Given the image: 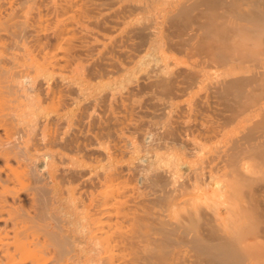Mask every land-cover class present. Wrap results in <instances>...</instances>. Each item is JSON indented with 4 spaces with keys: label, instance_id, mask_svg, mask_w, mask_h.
Returning <instances> with one entry per match:
<instances>
[{
    "label": "bare ground",
    "instance_id": "obj_1",
    "mask_svg": "<svg viewBox=\"0 0 264 264\" xmlns=\"http://www.w3.org/2000/svg\"><path fill=\"white\" fill-rule=\"evenodd\" d=\"M112 2L115 4L117 0ZM104 3L101 2V4ZM263 6L264 0H237L236 9L247 14L251 10ZM100 7L98 0H0V160L2 161L0 163V264H264V240L261 241L263 245L257 244L258 233L263 231L260 233V238H264V228H261L259 232L257 229L258 233L255 231L256 235L252 239L248 236L249 240H247L246 234H243L244 231H242L244 222L239 217V215L241 218L246 215L248 211H244L245 206L251 207L254 199L263 201L264 186H262L263 188L256 187L257 191L253 193L256 194V197L252 198L253 195L250 197L253 199L252 201L247 199L242 202L244 205L247 202H251V204L242 207L243 205L235 206L236 203H231L232 206H227L225 200L230 201L228 199L230 193L225 189L226 182L224 180L237 172L232 171L234 170L232 167L235 165L230 166L229 163L212 160L209 169L197 171L198 173L194 174L192 178L187 179L186 177L183 183L182 179H179L180 183L178 180L174 181V178L178 179L179 171L182 169L178 171L175 166L163 164L165 163L163 154H170L169 150L172 148L170 147L171 142H168L171 135L167 132L170 128L168 126H174L170 124L173 119H166L169 121L168 126L163 124L165 121L161 123L162 117L159 118L160 121L157 120L158 112L167 110L171 114L172 109L169 107L173 108L170 105L173 100L167 101L170 103L168 106L164 100L169 99L163 98L162 100V94L158 90L161 89V93L167 94L170 88H168L166 80L168 77L170 78L171 74L164 75V71L159 74L158 71L160 72L161 69L157 70L160 62H163L161 58L166 57L164 56L166 53H161L164 57L159 56V52L162 51L159 45L164 39L165 28H160L161 31L163 30L161 34L163 37L156 36L157 38L155 37L147 47V49L149 48L148 54H146V50L143 55H148L149 61L155 63L151 64L152 66L148 63L150 67L147 65V67L155 69L153 68L151 71L145 66V70H147H143V72L145 71V76H147L150 70L147 78L150 83L149 87L154 93L149 100L153 99L151 110L157 118L145 120L146 113L143 120L138 118L139 115L136 117V111L137 114L139 113L134 104L138 105L141 101L131 106L132 102H127L129 100L126 95H129L127 91L128 93H124L125 96L123 94L117 96H120L118 103L117 99L115 100L117 105L115 103V106L107 111L109 113L105 119L102 116V119H99L103 121L99 122L97 119L98 125L96 124L97 120L95 123L93 121L94 124L91 122L94 118L92 119L90 113L85 111L79 99L80 83L84 79V77L80 78L82 69L85 71L87 66L86 71H90L91 66L84 61L86 56L82 54L94 55L93 43L95 40L97 41L94 35L100 32L96 31V26L99 28L100 25H104L102 23L96 25L98 22L100 23L98 20H101L98 19V16L101 15L102 18V16L105 17V14L106 16L115 14L114 12L108 14L111 8L108 12V8H104L106 13ZM119 8L117 9L119 10ZM99 10L104 11V15ZM96 12L101 14L97 16ZM115 16L118 17L117 14ZM113 22L115 23V21ZM110 25L109 29L113 26ZM115 25L113 28L116 29ZM239 25H233L234 30L230 27L233 34L230 33V28L228 30L232 37L238 36L237 44V41L233 40L235 38H230V34L226 35V37L229 35L228 39L233 40L237 45L236 48L239 45V49L235 48V44L232 45L233 42H229L230 46L227 45L228 40L224 35L226 44L223 46L225 48L234 46V51L243 50L242 52L238 51L236 58L238 59L240 53L243 56H240L239 61L236 62L237 59L233 56L235 54L232 53L233 48L231 47V51L228 47L224 49L225 56L229 51L228 55L233 57L234 63H237V68H235L236 66L232 64L233 60L227 58L231 59L230 63L233 66L231 67L233 69L230 68V70L231 64L228 61L230 64L228 69L230 73L235 74L233 76H237L234 71L237 72L240 66L244 70L243 77L248 79L260 75L261 79H259L264 82V39L260 36L258 28L248 25L246 28V25L243 26L244 24ZM116 31H112L111 35L115 33L118 37L121 31L119 30L118 34ZM199 32L198 34L201 35ZM103 34L108 36L107 33ZM103 34L100 39L98 37L97 42L100 45L97 42L95 45L102 46L103 44L106 48L111 47V52L113 49H117L118 47L114 45L118 44L119 37L116 39L113 35L115 38L113 39L116 41L113 42L116 44L110 42L112 41L111 36L110 38L105 37L109 39L104 41L113 43L112 46L102 42ZM123 36L126 38L129 36L130 40V34ZM158 37H161L162 41L159 42ZM197 37L199 36L197 35ZM218 38L219 41L220 37ZM119 39L118 41H120ZM122 39L121 41L126 43V39ZM123 42L122 44H124ZM127 42L130 43L128 39ZM125 45L126 47L130 46V44ZM102 47H98L100 53L103 51ZM158 47L159 52L157 51ZM98 48L96 45L95 51ZM107 50L109 49L104 48L105 52H103L106 53ZM166 50L165 52H167ZM248 50L249 53L251 52L250 54H256L253 57L249 54L250 60H247L249 58L245 55ZM91 51L93 55H91ZM121 53L122 56L129 55L126 51L124 54L122 49ZM107 54L109 53L104 55L108 56ZM244 57L247 58L244 59L245 62L243 61ZM170 58L172 59V57ZM255 58L256 60L260 58L258 60L260 66L254 68L255 70L247 68L255 66L253 64L257 62ZM87 59L86 61L89 63L91 57L88 59L89 61ZM147 59L144 60V64L149 62ZM251 59L252 62H256L250 64ZM94 60L97 59H93L91 64ZM98 60H100L99 57ZM108 60H110V56ZM82 61H84L83 65L86 63L85 68L83 66L80 69ZM135 61L137 62V60ZM141 62L137 63L141 65ZM222 62H219L220 65L216 63L219 65H216L218 70L217 68L212 69L215 66V64L212 66V63L204 66L214 71L223 69L224 71H221L225 73L227 60ZM246 62L250 65L248 63L247 65ZM164 63L160 66H163ZM136 66L134 67H139ZM166 66L168 67L167 64ZM257 66L256 64L255 67ZM127 67H125L126 70ZM245 67L247 71L250 69L247 74ZM172 68L173 64L170 69L172 70ZM92 71L94 70L92 69ZM129 71H124L128 72L127 76L131 74ZM229 71L226 72L229 73ZM126 73L123 74L126 75ZM87 74L89 73L87 72ZM89 75L86 76L90 78ZM100 75L103 76V74H99V77ZM164 76L167 78L165 79ZM225 76L224 80H229L231 75ZM233 76L231 77L233 78ZM239 76L238 78L234 77L236 84L239 78H243L242 74ZM124 79L123 81L127 82V79ZM236 80L238 81L236 82ZM162 81L165 82L168 90H165V86L164 89ZM239 82L242 84L244 81L241 83L240 80ZM119 83L117 86L120 88ZM81 84L86 85L84 80ZM237 85L242 87V85ZM244 86L250 89L248 88L249 84ZM122 89L124 90V88ZM82 90L84 89L82 88ZM155 90L160 94V97L158 93L155 94ZM203 95L197 102L186 103L187 106L184 107L186 112L183 113L185 117L179 113L177 116L179 120H177L178 118L175 116L176 128L179 130L177 132L181 134L179 137L183 142L191 141V133L194 132L195 135L197 131L203 141H199L196 139L197 137L193 136L196 140L193 139L192 143H199L198 145L220 137L221 133L215 129L213 124L215 119L214 115L212 116L217 111L213 110L216 108L217 100H212L213 96L209 93ZM121 96L123 99L126 96L127 98L120 101ZM114 97L116 98V95ZM126 99L128 100L126 101ZM219 104L217 103V105ZM110 105L112 104L110 103ZM104 110L106 112L107 107ZM104 110H101L102 114L105 113ZM261 111H264V107ZM262 112L258 113L262 114ZM87 114L89 115L86 116ZM171 115L173 116V113ZM88 117L90 121L87 120ZM174 120L171 122H175ZM255 128H259L256 123L253 129L255 130ZM127 131L131 133L129 132V134ZM132 131L134 132L132 133ZM127 133L136 135L132 138L128 137ZM197 140L198 142H196ZM204 140L206 141L204 142ZM192 143L190 142V144ZM166 146H168L167 149H165ZM161 149H164L163 153ZM165 154L164 156H166ZM169 157L167 158L169 159ZM181 174L180 177L184 178L185 175ZM259 185L261 186V184ZM258 187L262 189L258 190ZM188 189L190 191H187ZM260 191L263 195L260 194ZM257 193L263 197L260 195L258 197ZM238 206L244 209L240 210ZM261 211L264 217L263 209ZM246 220L250 221L249 218ZM215 226L219 228H217L218 230L214 228L215 232L222 230L216 234L220 233L222 237L225 235L223 238L227 237L226 239L217 238L214 231L209 233L208 228ZM210 234L214 237L212 235L211 237ZM256 246L257 252H255Z\"/></svg>",
    "mask_w": 264,
    "mask_h": 264
},
{
    "label": "rangeland",
    "instance_id": "obj_2",
    "mask_svg": "<svg viewBox=\"0 0 264 264\" xmlns=\"http://www.w3.org/2000/svg\"><path fill=\"white\" fill-rule=\"evenodd\" d=\"M103 1L106 3L107 7L105 6V3ZM103 1L98 0V2H100V6H101L100 8H103V10L105 12H106L107 8H108L107 12H108L109 8H111V11L109 10L108 14H110L111 12H114L115 14L114 15L110 14V16L107 15L108 17L105 14V17L107 19L110 18L107 20L103 16H102V18L100 17L101 15H99V14H101V13H97L98 11L96 12L97 16L99 15L98 19H101V20H98V21H100V23L98 22L96 25H99L101 23L104 25L103 26L100 25L99 28L96 26L97 30L95 28L94 29L96 31L107 33L108 36H105V34H103V33L97 32V34L99 36L97 34H95L94 37L98 41V37L100 39V36H102L101 34H103L104 37H103L102 42H106L110 38V36L112 39V41H110V42H113L115 38L117 39L119 37L122 39L124 37L123 39L124 40L126 39V43H125V41L123 42V41H121V39L118 38L120 40V41H118V39H117L119 46H117L118 44L114 45V46L118 47L119 49L121 48L123 53L126 51L127 55L129 54L130 56L128 55L129 58H128V56H125V55H124L125 57L122 56L123 54L121 53V49L119 50L118 48L117 49L115 48L116 50L113 49V51L111 52V50H110L111 47L109 48L106 45L108 47V48H106L105 45H103V44H102L103 47L99 46L100 43H98L96 40H95V43L97 42L99 44V45L96 44L97 48L102 47L101 50H103V51H104V48L109 49L106 51V53L107 52L109 53V54H107L108 56L104 55V54H106V53H104L105 51L104 52L101 51V53H100V51H98V50H100V48H98L97 51H95V49H96L95 43H93V45L95 47V49L93 48L94 49L93 50L94 55H93V52L91 51V53H92L91 55H93V56H88L89 54L88 55L82 54L83 56H86L84 61L88 65L89 64L91 65V66L89 65L91 72L88 70L86 71V69H88L87 66L85 69L86 73H85V71H83L84 69H82V68H83V66L85 68L86 63L83 65L84 61H82V65H80V66H82L80 68V69H82V72H81L82 76L80 78L84 77V79H82V81L80 78L79 79H80L81 83H83V80H84L86 85L84 86V84L80 83L81 88H80V93H79V99H80L81 105H83V108H85V111L87 110V113H90L91 118L92 119L94 118L91 122L93 123V121H94V123H95L97 119L98 120L102 119V118L105 119V117L108 116L107 113H109L107 111H109L112 106H115V103L119 100L118 98H120V96L119 97H117V96L120 94H123V96H125L124 93H128V92H129V95L128 94H126V95L128 96L129 100L126 99V101L127 100H128L127 102L131 101L132 103L129 102L130 104H132L131 106H133L134 103L137 102V104H138V101H141V102H139L138 105L134 104L137 107L136 110H138V113H139V114H137V111L134 109L136 111V113H135L136 117H138V115H139L140 117H138V118H140V120L141 119L143 120L145 113H146V115H145L146 118H144L145 120L150 119V118L153 119V117L154 118L156 117L155 116L156 114L153 115L152 110H151L152 109L151 103H152L153 99L149 100L150 98H152L154 91H152L150 89L151 88V87H149L150 83H149L148 78H147L150 70L152 71L154 68V67H151L152 69L149 68L150 66H152L151 64H153V63H151V62H153V61H149L150 58H148L149 57L148 55H146V56H143V55H145L146 50H147L146 54H148L149 48L147 49V47H149V45L152 43V41L155 39L156 36L160 35L163 37V35H164V37H163L164 39H162L161 37H158L159 42L162 39L163 41L162 40L161 41L164 43L161 42L160 45L158 43V45L161 46L162 51H161V49H160L161 52L158 51L159 47H158L157 51L159 52L160 57L162 56V54L166 53V55H164V56H166V57L170 56V57H172V59L170 57L161 58L162 59L161 61H163V62H160L161 63L160 65H162V63H164V61H165V63L168 65V67L164 63L163 66L165 65V67L159 65V67H157V70H158V68H160L161 71L160 72L158 71L159 74H162L161 72L164 71L163 72L164 75H166V74L170 75L171 74L172 77L170 75V78H171V80H170L169 77L167 78L164 76L165 79L167 78L166 81L168 83L171 82L170 84H168L166 82L167 86L169 85L168 88L170 87L169 90L166 87L165 82H163L164 80L162 81V86L163 87L165 86L166 89H165V87H164V89L168 90L167 94L161 93V91H162L161 89H158V90H160L159 92H160V94H162L161 95L162 100H163V98L169 99V100H164L166 102L173 100V102L172 101L170 102L171 104L169 102L166 103V104L169 103L173 107V108L169 107V109H172L173 116L171 115L172 113L169 114V112L164 109L166 112L165 111L161 112L162 110L160 112H158L159 116H158V118L156 117L157 120L160 117H162L161 120L163 119V121H161V123H163L165 121L163 124L168 126L169 121H167L166 119H173L174 120V118H175V120H174L175 122H171L173 120L170 121V124H173L174 125L173 127L175 129L176 124H177L176 121L179 120V117H177V116L179 115V113L183 115V113L186 112V110L184 111V107H186L188 103L197 102L198 99L200 100L203 94H204L203 96H205V93H209L211 96H213L212 100H214V99H215V101L217 100V102H215L216 108L213 110H217L219 112L213 111L215 113H213L212 116L214 115L213 117L215 119V121H213V124L215 125V129L216 130L218 129L219 133H221V134H220V137L218 136V138H217L218 141H217V139L213 138L214 140L210 139V140H213V141H211L212 143L210 141L207 143V142H205L206 140H204L205 144L202 143V144L198 145L199 143H192L193 139L194 140L199 139V141L202 140V139H200L201 138L200 135L198 136V134H199L198 131H197V133L195 131L197 136H196V134L194 135L193 134L194 132L192 131L193 132V133H191L192 139H191V137H188L189 139H191V141L190 140L187 141V139L185 138V141H187V143H186V142H183L182 139H180L181 134L179 132H177V131H179V130H177V128L175 129L176 130L175 131L173 129L172 125L168 126L170 128L168 129V127H167L166 130L168 129L167 132L171 133L170 137H173V138H170V137L168 138V140H169L168 142H171V144H172V145L171 144H169V145H171L170 147H172V148L170 150L168 149L171 152L170 154L167 153V155H166L164 153L166 156H164V154H163V162L165 161V163H163V164H167L168 166H171V167L175 166V169L177 170V168H178V171H179V169H182V171L181 170L179 171V175L182 176L181 173H183V175H185L184 178H182L180 176L178 177V179H176L177 177L174 178L175 179L174 181H176V180L180 181L179 179H182L181 180L182 183L185 181L186 177H187V179L192 178L194 174L201 172L204 169H209V166L211 164L210 162L212 160L222 161L223 163H226V164L229 163L230 166L235 165L232 167L234 169L232 171H234V172L237 171L234 174L235 176L230 175L227 177V179H225L226 181L224 180V182H226L225 189L230 193L229 198L227 197L230 201H228L226 199L225 203L227 204V206H232L231 203L232 204L236 203L235 206L238 204L241 206L243 205L242 207H244L247 204H251V202L246 201L247 203H245V205H244L242 202L247 200V199L252 201L253 200L252 198L256 197V194H253L254 192L257 191L256 187L257 186H259V187L264 186V124H263L264 120L262 121V119H264L263 118L264 117V113H263L264 111L263 112L261 111L262 107H264V82H262L263 80L262 81L260 80L261 79L260 75H259V77L248 78V79L243 77L245 75V74H243L244 70L239 65H238L239 66L238 71L241 69L242 70V71L240 70L241 73H239L240 71L236 72V71L232 70L237 74V76H233L235 74L233 72L230 73L229 69L231 67H233L234 65L236 66L237 63H234L235 60L232 59L233 57L228 55L229 51L227 52L228 53L227 56H225L226 52L224 49H226L227 47L229 48L230 43L233 42V40L237 41L238 36L234 34L236 37L235 36L232 37V35L230 34V33H232V34L234 33L231 30L233 29L232 27H234L237 24L238 25L244 24L243 26L245 27V25H246V28L248 26H254V27L258 28L260 30V33H259L260 36L264 39V6L260 7L259 9H253L250 12H248L247 14H244V13L237 11V9H236L237 0H117V3H115V4L112 1H116V0H110V1L109 0L108 1L103 0ZM106 1L108 3H111V4H108ZM101 2L104 4H101ZM116 4H117V6H116ZM102 6H105V7H102ZM116 7L117 8L122 7V8H119V10H118ZM104 8H106V9H104ZM113 9H116L117 11L116 10L114 11ZM100 11L103 12L102 15H104V11L99 10V12ZM116 14L118 17L115 16ZM115 18H116V20H115ZM111 19L113 21H115V23L113 21L111 22ZM117 20H118V22H117ZM101 21H103V22H101ZM117 23H118V25H115ZM106 24H109V25L112 24L113 26L115 25V26H117V28L115 29V27L113 28V26H112L109 29V27L111 25L110 26L107 25L108 26L107 27ZM93 27H94V25H93ZM161 27H163V28H161ZM239 27H240V25H239ZM123 28L126 29V31L128 29L130 31L126 32V31H124ZM160 28L161 29L165 28L164 29L165 34L161 35L163 33L162 32L163 30L161 31ZM229 28L231 31L230 33H228ZM113 29L115 31L117 30L116 31L117 34H118V31L120 30L121 31V32L119 31L120 36L118 34V37H116L117 35L115 33L111 35L112 31L115 32ZM199 31L201 32V35H203L204 37L206 36V37L204 38L203 36L199 35L198 34ZM202 33H204V34H202ZM124 34H126V36H127V34H130V36H131L130 40H129V36H127V38H126L125 36H123ZM205 34H207V35H205ZM227 34L231 35L230 38L232 37V39L233 38H235V39H233L231 41L230 39H228L229 35L226 37ZM96 35H97V37H96ZM113 35L115 36V38L113 37ZM197 35L199 37L200 36L201 37L199 38V37H197ZM224 35L227 38L226 40H228V43L230 42L229 44L227 43V45H229V46H227L226 48H225V46H223V44H226V43H224L225 42ZM105 37H109V38L106 39ZM218 37H220L221 41L220 40L218 41V39H219ZM197 38L201 39V40H198ZM127 39H128V41H130V43L127 42ZM104 40H106V41H104ZM108 42H106V43L111 44ZM114 42H116V41H114ZM122 42L124 44H122ZM217 43L221 44L222 47H221V45H218ZM237 43H238V41L236 42V44ZM114 44H116V43H114ZM120 44H121V46H120ZM125 44H128V45L130 44V46L126 47ZM162 44H164L163 45V47L165 46L164 48L162 47ZM214 44H216V45H214ZM234 44L235 43L233 42L232 45H234ZM236 44L234 45L235 48L237 46ZM111 45H109V46H111ZM124 45L126 48L124 47ZM206 45L207 46L210 45V46L208 48H206L207 47ZM122 46H123V48H122ZM218 46H220L221 48ZM234 46H231V47L233 48ZM231 47L229 48L230 51H231ZM237 48L239 49V45ZM91 49H92V47H91ZM123 49L124 50L126 49V50L124 51ZM163 49H164V51H163ZM165 50L167 52H165ZM220 50L221 51L224 50L223 51L224 53L223 52H222L223 54L220 53L221 52ZM128 51L129 52L131 51V52L129 53ZM238 51H241V50H238ZM238 51H234V48H233L232 53L234 52L235 55H233L231 52H230V54H232L234 56V58H236ZM98 52H99V54H98ZM113 52L115 55L114 54L112 55ZM244 52H246V51H244ZM95 53H96V55H95ZM110 53H111V55H110ZM167 53H169V54H167ZM214 53L216 56L214 55ZM247 53L245 54L246 56H248L251 52L249 53V50H248ZM124 54H126V53H124ZM156 54L158 55L157 52H156ZM240 54L239 55L242 57L243 54L242 53H240ZM252 54H250V55H252ZM254 55H256V54H254ZM254 55H252V57ZM258 55L260 56V54H258ZM109 56H110V60H108ZM142 56L144 58L145 57L146 58L144 59ZM164 56H162V57H164ZM249 56H248V58H249ZM90 57H91V59H90V62L88 63L86 61V59L87 58L89 59ZM98 57L100 60H98ZM206 57H209V58H206ZM224 57H226V58H224ZM239 57H238V59L236 58L237 59L236 62L239 61ZM262 57H263V55H262ZM92 58L97 59V60H94V62H93V64H95V65L91 64L93 61ZM227 58H231L233 60V62H232L233 66L230 63L231 59L229 60ZM250 58L247 59L246 57H244L243 61H244V59L250 60ZM146 59L149 62H146L144 64V60L146 61ZM169 59H171V60L169 61ZM252 59L254 60V58H252ZM252 59L250 61L251 63L249 61L248 62L250 64H252L253 62L257 61L256 63H253V64H255V66L257 64L258 66L255 67L254 65H252L253 67L248 66L247 68L255 70L254 68H258L260 66V63H258L259 62L258 60H260V58L258 60H256V58H255L256 61H253V62H252ZM111 60H113V61H111ZM135 60H137V62H139V63H140V61H142L141 65H139ZM202 60H204V61H202ZM209 60H210V62H207ZM225 60H227V62H226L227 68H225V70L227 69L226 71H229V73H227L225 71V73H227V74H225L223 72L224 71L223 69H220L219 71H217L218 68L216 66L219 64V62L223 61L222 63H224ZM101 61H103V62H101ZM166 61H168V62H166ZM172 61H173V63H172ZM217 61H219V62H217ZM228 61L231 65L228 64ZM170 62L173 64L172 70L175 74L170 69L172 66V64ZM248 62H246V64ZM98 63H100V64H98ZM131 63H133V64H131ZM148 63L150 64V66ZM209 63H212V66L215 64V66H213L212 69L217 68V70L214 71V70L208 68L207 66H204V65H208ZM216 63H218V64H216ZM134 64L137 65L136 67L139 66L141 68H139V67L135 68ZM129 65L131 68L127 67ZM147 65L149 67H147ZM228 65H230V67ZM93 66H95V68H92ZM143 66H144V68H143ZM145 66L147 67V69H150L148 71L147 76H145L146 75L145 71L147 70V69L145 70ZM125 67H127L128 69L126 70ZM132 67L135 69L134 71H136V72L133 71ZM174 67H175V69H174ZM228 67H229V69H228ZM91 68L94 71H92ZM235 68H237V66ZM231 69H233V68H231ZM245 69H246V67H245ZM250 69H248V71H250ZM128 70H130L129 71V73H131V74H129L130 76H127L128 72L127 73L124 72V71H128ZM143 70H145L144 71L145 74H144ZM221 70H223V71H221ZM213 71H214V74L218 75L217 77H219V78H217L213 74ZM248 71H247V69L245 70L246 74L248 73ZM87 72L90 75L87 74ZM251 72H252V70H251ZM256 72H258V71H256ZM83 73H85L84 74L85 76H83ZM123 73H126V75ZM94 74H96V75H94ZM99 74H103V76L100 75V77H99ZM229 74L231 76H233V78ZM238 74L239 75L242 74L241 77H243L242 79L239 78V81L241 80V83L243 81L244 82L242 84H240V82L238 80H236V82L238 81L237 84L242 85V87L238 86L234 82L235 78L236 77L238 78V76H239ZM86 75H89L90 78ZM124 75L129 78V79L127 77L125 78V79H127V82L124 79V77H125ZM133 75H135V76H133ZM225 75L230 76L229 80H224V77H226ZM85 79L87 82L85 81ZM123 79L125 81H123ZM103 80H105V81L103 82ZM128 80H129V82H128ZM107 82L108 83L113 82V83L108 84ZM114 82H115V84H114ZM125 82H126V84H125ZM88 83H89L90 87H89ZM118 83H119V86H121V87L124 85L122 88H124V90L125 89L126 90L124 91L121 87L119 88L117 86ZM259 83H260V85H259ZM245 84L246 85L249 84L248 88H250V89H247V87L244 86ZM82 86H84V87H82ZM244 87L246 90L244 89ZM82 88L84 90H82ZM111 88H113V89H111ZM118 91H119V93H118ZM170 91H172V92H170ZM113 92H114V94H112ZM157 93L158 92L156 91L155 94L157 95ZM160 94L158 93L159 97H160ZM115 95H116V98L114 97ZM127 96L125 98H127ZM164 96H166V97H164ZM102 98L105 100H103ZM133 98H135V99H133ZM124 99L122 97L120 99V101L124 100ZM136 99H137V101H136ZM138 99H140V100H138ZM115 100H116V102H115ZM101 102H102V104L104 103V105L105 104L106 105L104 106V105L100 104ZM219 102H220V104H219ZM221 102H223V104H221ZM110 103L112 105H110ZM117 103H116V105H117ZM142 103H143V106H142ZM172 103H174L175 105ZM177 103H179L181 105V107L179 104L177 105ZM217 103L219 105H217ZM169 104H168V106H169ZM144 105L147 107H145ZM135 106H134V108H136ZM106 107H107V110L105 112L104 109ZM217 107L222 111L220 112V110ZM143 108H146V109L144 110ZM179 108H181V109H179ZM101 110L102 111L104 110L105 113L102 114L103 112ZM100 111H101V115H100ZM258 112H260V113L262 112V114H260ZM160 113H161V115H160ZM211 113H212V111H211ZM140 114H142V115H140ZM174 114H177V115H174ZM88 115L89 114H87L86 116H88ZM95 115L97 116L96 118H95ZM169 115H170V118H169ZM261 115H263V116H261ZM101 116H102V118H101ZM175 116L178 118L177 120H176ZM88 119H89V117L87 118V120ZM181 119H183L182 116H181ZM98 120L96 122L97 125L99 124ZM88 121H90V120H88ZM100 121H103V120H99V122ZM158 121H160V119ZM255 123L257 124V127H259V128H255V130H254L253 128H254ZM245 124L247 125V127L248 126L249 127L247 128ZM243 126H244V128H243ZM245 127H246V129H245ZM171 128H172V130H170ZM252 130H253V132H252ZM133 132L134 131H132V133ZM128 133L126 135H129L131 132L129 134ZM131 135H129L128 137L133 138L134 135H136V134H134V135L131 134ZM137 136H138V134H137ZM193 136H195L197 138L195 139ZM171 139H173L174 141ZM181 142H183V143H181ZM190 142L192 144H190ZM196 142H198V140ZM184 143H186V144H184ZM168 146H166L165 149H167ZM162 150H164V149H161V152H162ZM165 157H166V159H165ZM167 157H169V159ZM230 162H231V164H230ZM0 163H2V161ZM207 164H208V166H207ZM167 165H165V166H167ZM176 175H178V174H176ZM175 176H173V177H175ZM181 181H180V183H181ZM186 181H188V180H186ZM185 183H188V182H185ZM259 184H261V186ZM259 187H258V190H261L263 188V187L262 188H259ZM187 191H190V189H188ZM262 192L264 193V188H263ZM262 192L260 191V194H262ZM231 193H233V194H231ZM260 194L257 193L258 197ZM251 195H253L252 198H250ZM262 195H260V197ZM230 198H232V199H230ZM258 199H260V198H258ZM254 200H256V201L254 202ZM254 200L252 201L253 204L251 205V207L249 206L250 210H249V207H247L248 205L245 206L244 211H248L246 213V215H244L246 217L243 216L241 218V215H239L240 219L243 220L244 224L247 221L246 218H249V220H250V221H247V224H245V225L243 224L244 226L242 225V227H243L242 231H244V233L243 232L242 233L246 234L247 240H249L248 236L251 237V239H252V237L256 235L257 229L259 232V230L261 228L262 229L264 228V217L262 216V211H261L263 209V213H264V199L262 202H261L262 199H260V201L257 200V198ZM240 202H241V204H240ZM241 206L240 207L238 206L240 208V210L244 209V208H241ZM246 207L248 208V210ZM240 214H242V213H240ZM241 224H242V221H241ZM260 224H263L262 225L263 227ZM212 228H208L209 233H212V231L215 230L214 228L217 229L218 227L215 226ZM215 231L213 232L214 234L219 232V231H217V232H215ZM262 232H260V233H262ZM260 233H258L259 237H258V242H257V244L261 243V244H259V246L263 245V242H264V241L261 242L262 240H264V238L262 236H261L262 239L260 238ZM211 235L212 234H210V236ZM222 235H224V233ZM216 236H217V238H220V239H226L227 238V237L223 238V237H225V235L223 237L220 236V233H219V235L216 234ZM255 248H256L255 252H257V246ZM259 249H260V247H259ZM253 250H255V249L253 248ZM253 250H251V251H253Z\"/></svg>",
    "mask_w": 264,
    "mask_h": 264
}]
</instances>
